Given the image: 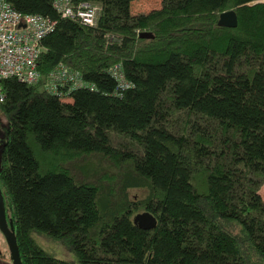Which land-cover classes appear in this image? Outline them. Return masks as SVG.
<instances>
[{"label": "trees", "instance_id": "obj_1", "mask_svg": "<svg viewBox=\"0 0 264 264\" xmlns=\"http://www.w3.org/2000/svg\"><path fill=\"white\" fill-rule=\"evenodd\" d=\"M4 1L55 21L40 81H0V188L21 263L264 264V0L136 16L135 0H71L98 8L94 25L52 0ZM226 11L235 28L218 24ZM61 64L85 85L61 87L66 99L43 89ZM142 212L155 228L133 224Z\"/></svg>", "mask_w": 264, "mask_h": 264}, {"label": "built area", "instance_id": "obj_2", "mask_svg": "<svg viewBox=\"0 0 264 264\" xmlns=\"http://www.w3.org/2000/svg\"><path fill=\"white\" fill-rule=\"evenodd\" d=\"M52 5L62 18L78 20L87 25L95 24L99 11L97 7L90 5H81L75 11L71 8V0H52ZM54 27L55 21L18 13L4 0H0V81L16 78L27 84L38 83L40 75L36 67L41 53L40 42ZM114 70L113 74L117 77L119 87L127 88L128 85L122 80L121 74ZM45 80V90L60 98L66 97L65 93L60 91L61 87L68 86L69 90L85 87L80 75L62 64L56 66ZM2 100L0 90V102Z\"/></svg>", "mask_w": 264, "mask_h": 264}, {"label": "water", "instance_id": "obj_3", "mask_svg": "<svg viewBox=\"0 0 264 264\" xmlns=\"http://www.w3.org/2000/svg\"><path fill=\"white\" fill-rule=\"evenodd\" d=\"M218 24L223 27L235 28L237 19L234 11H226L219 15ZM152 35L150 33L140 34V38L149 39ZM132 222L143 230H151L156 226L155 218L148 212L136 214ZM0 232L4 237L5 243L8 248L10 260L12 264H22L16 238L14 235V226L11 219L8 218L5 210L4 199L0 188Z\"/></svg>", "mask_w": 264, "mask_h": 264}, {"label": "rangeland", "instance_id": "obj_4", "mask_svg": "<svg viewBox=\"0 0 264 264\" xmlns=\"http://www.w3.org/2000/svg\"><path fill=\"white\" fill-rule=\"evenodd\" d=\"M169 1H171V0H135L131 4L132 15L133 16L143 15L149 11L163 7ZM45 83H47V81L44 79L43 80L44 91H46L45 90L46 89ZM62 99H66V97H63ZM260 189L263 190L262 195L264 196V184L261 186ZM128 196L133 201H138V200H141L142 198H144L146 196V192L143 189H130L128 191ZM37 242L39 244H41L46 250L50 251L51 253H52V251L55 252V255L58 258H62L65 260L72 258V256H68L67 252H64L60 246L58 247L56 242H54V243L50 242L48 239H45L42 237L38 238ZM0 264H11L8 248H7V245L5 243L4 237L1 234V232H0Z\"/></svg>", "mask_w": 264, "mask_h": 264}, {"label": "crops", "instance_id": "obj_5", "mask_svg": "<svg viewBox=\"0 0 264 264\" xmlns=\"http://www.w3.org/2000/svg\"><path fill=\"white\" fill-rule=\"evenodd\" d=\"M262 191H263L262 189H260V190H259V192H260V195H261V196H262V198L264 199V196L262 195Z\"/></svg>", "mask_w": 264, "mask_h": 264}, {"label": "flooded vegetation", "instance_id": "obj_6", "mask_svg": "<svg viewBox=\"0 0 264 264\" xmlns=\"http://www.w3.org/2000/svg\"><path fill=\"white\" fill-rule=\"evenodd\" d=\"M12 264V263H11Z\"/></svg>", "mask_w": 264, "mask_h": 264}]
</instances>
